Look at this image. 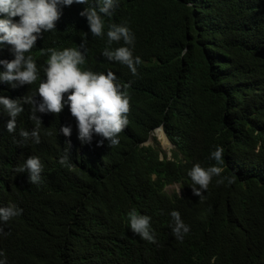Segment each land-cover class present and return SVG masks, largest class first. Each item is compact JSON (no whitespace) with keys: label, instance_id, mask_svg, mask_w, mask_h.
<instances>
[{"label":"trees","instance_id":"1","mask_svg":"<svg viewBox=\"0 0 264 264\" xmlns=\"http://www.w3.org/2000/svg\"><path fill=\"white\" fill-rule=\"evenodd\" d=\"M89 6L95 0L63 8L56 31L43 33L26 55L41 69L47 61L41 49L63 50L86 39L81 70H110L130 84L129 124L114 147L107 141L98 147V136L72 146L59 131L62 119L54 117V162L42 183L22 197L4 192L9 166L0 160V201L22 209L0 230V241L9 243L0 259L112 264L110 255L121 241L119 264H168L133 263L128 257L175 256L180 241L172 235L170 213L178 211L185 223L205 213L210 227L208 244L193 242L189 258L176 264H264V0H118L104 31L111 22L126 23L135 33L133 54L142 61L136 75L101 55L106 46L114 50L123 42L108 45L106 35L89 33L80 16ZM0 53L10 58L7 46ZM23 87L32 94L31 85ZM63 111L67 118L68 109ZM162 127L174 147L170 157L156 139L147 145ZM217 146L224 149L217 165L221 176L233 182L213 177L202 200L193 195L187 173L197 163L215 164L209 155ZM66 153L71 166L59 163ZM176 184L180 192L167 190ZM19 187L28 186L22 180ZM132 209L151 217L155 243L131 232Z\"/></svg>","mask_w":264,"mask_h":264},{"label":"clouds","instance_id":"2","mask_svg":"<svg viewBox=\"0 0 264 264\" xmlns=\"http://www.w3.org/2000/svg\"><path fill=\"white\" fill-rule=\"evenodd\" d=\"M88 3L89 0H0V50L7 46L10 53L8 59H4L5 55L0 53V68L3 69L0 71V160L3 168L9 166V171L5 173V193L13 191L22 197L21 193H29L34 186L42 183L44 173L54 162L57 152V145L50 138L54 117L62 119L59 131L72 146L74 141H79L82 145L90 144L93 137L98 136V147L104 141H107L109 148L114 147L119 144L118 134L129 124L127 113L130 97L125 89L130 84L122 82L110 70H81L80 66L85 63L88 53L86 39L81 40L76 47L63 50L53 47L41 49L47 54L46 66L41 69H37L30 54L26 55L35 48L43 33L56 31V22L60 19L63 8ZM95 5L84 7L80 12V16L86 19L89 33L93 37L106 35L108 45L123 42V46L114 50L106 46L101 55L108 62L127 66L136 75V66L142 61L133 54L135 33L126 23L111 22L107 23V31H104L105 18L114 15L118 0H95ZM39 75L43 77L40 80ZM33 84L38 85L35 93ZM24 85H31V95L21 90ZM65 108L70 113L67 118L63 111ZM223 153L224 149L217 146L209 155V159L215 161V164L202 167L197 163L188 171L194 196L205 199L211 192L208 186L213 177L219 178L217 183L233 182L231 176H221L222 168L217 166L222 163ZM59 163L71 166L67 153L60 157ZM22 180L28 186L26 190L19 187ZM173 186L180 192L177 184L169 187ZM21 213L22 209L17 205L0 201V230ZM170 216L172 235L180 241L176 255L145 259L128 257L131 262L162 259L168 264H176L189 258L188 249L193 242L208 244L210 225L205 223V219L209 215L196 214L188 223L182 220L178 211H172ZM128 217L133 234L138 235L143 242H156L157 236L149 215L138 214L132 209ZM1 237L2 235L0 239ZM120 242L116 244V252L110 255L112 264H119L124 247ZM8 248L7 241H0V251ZM3 255L0 252V257ZM0 264H7L6 259H0Z\"/></svg>","mask_w":264,"mask_h":264},{"label":"rangeland","instance_id":"3","mask_svg":"<svg viewBox=\"0 0 264 264\" xmlns=\"http://www.w3.org/2000/svg\"><path fill=\"white\" fill-rule=\"evenodd\" d=\"M153 137L151 138V140L147 143V145H154L155 142L157 141V143H159V146L162 148V150L168 155L171 156L172 155V150H173V145L170 143V141L167 139V137H165L162 132L161 129H158L154 132V134L152 135ZM154 139H156V141H154ZM175 189H178L176 186L173 187H168V191H173Z\"/></svg>","mask_w":264,"mask_h":264},{"label":"bare ground","instance_id":"4","mask_svg":"<svg viewBox=\"0 0 264 264\" xmlns=\"http://www.w3.org/2000/svg\"><path fill=\"white\" fill-rule=\"evenodd\" d=\"M2 90H4V89H2ZM161 132H162V134L166 137V135H165V133L163 132V130L161 129Z\"/></svg>","mask_w":264,"mask_h":264},{"label":"water","instance_id":"5","mask_svg":"<svg viewBox=\"0 0 264 264\" xmlns=\"http://www.w3.org/2000/svg\"><path fill=\"white\" fill-rule=\"evenodd\" d=\"M163 129V128H162ZM164 130V129H163Z\"/></svg>","mask_w":264,"mask_h":264}]
</instances>
